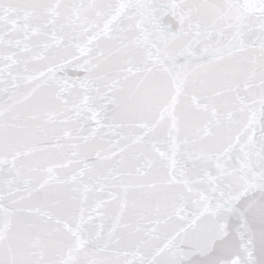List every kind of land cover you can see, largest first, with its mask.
Returning <instances> with one entry per match:
<instances>
[{
    "label": "snow or ice",
    "instance_id": "6c2138e0",
    "mask_svg": "<svg viewBox=\"0 0 264 264\" xmlns=\"http://www.w3.org/2000/svg\"><path fill=\"white\" fill-rule=\"evenodd\" d=\"M0 264H264V0H0Z\"/></svg>",
    "mask_w": 264,
    "mask_h": 264
}]
</instances>
